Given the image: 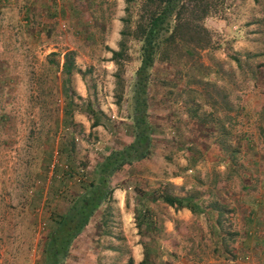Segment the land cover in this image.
<instances>
[{"label":"rangeland","instance_id":"374dc122","mask_svg":"<svg viewBox=\"0 0 264 264\" xmlns=\"http://www.w3.org/2000/svg\"><path fill=\"white\" fill-rule=\"evenodd\" d=\"M46 1L42 21L30 0L24 13L20 0H0V264H47L54 216L132 140L142 0ZM222 2L188 43L191 56L176 49L151 68L153 151L115 172L111 200L62 264H223L235 255L241 185L264 172V0ZM165 195L192 196L202 210L184 219Z\"/></svg>","mask_w":264,"mask_h":264},{"label":"trees","instance_id":"16d2710c","mask_svg":"<svg viewBox=\"0 0 264 264\" xmlns=\"http://www.w3.org/2000/svg\"><path fill=\"white\" fill-rule=\"evenodd\" d=\"M222 1L142 0L140 20L134 32V36L138 38L135 39L140 43L139 65L132 81L126 115L130 121L132 140L120 148L111 149L97 163L93 178L82 186L69 209L54 216L53 227L44 245L47 264H62L72 242L86 227L90 217L103 202L111 200L114 188L110 182L115 172L125 165L149 157L152 153L154 129L148 109L151 99L148 94L150 70L158 61H168L171 52L176 49L182 48L185 55L191 56L192 49L188 43L197 40L196 36H201L207 31L203 24V19L208 14L207 10L211 4L219 5L220 2L223 3ZM113 53L116 54V51ZM71 68L72 65L67 58L65 69L70 72ZM192 198V196L173 195L163 197L164 201L175 209L185 207L195 213L200 209V205ZM210 208L217 212L219 222L218 218L223 210L213 204ZM145 220L150 226L152 225L151 220L149 221L148 218ZM142 222L136 221L138 229ZM133 262V258L129 257L125 264H133ZM140 264H145V261L142 260Z\"/></svg>","mask_w":264,"mask_h":264},{"label":"crops","instance_id":"0c3cea01","mask_svg":"<svg viewBox=\"0 0 264 264\" xmlns=\"http://www.w3.org/2000/svg\"><path fill=\"white\" fill-rule=\"evenodd\" d=\"M23 4L19 5L22 13L26 12V0H20ZM30 10H40V18L45 21L48 17L46 11L51 2L41 0V5H34L38 0H30ZM50 6V5H49ZM24 11V12H23ZM87 22L88 20H84ZM72 22V21H69ZM77 22V20H76ZM45 25V24H43ZM78 89L81 90L79 81H76ZM82 94V91H79ZM260 179L253 185H241L243 191L239 195V203L237 208L241 211L237 212L238 220V237L233 249L234 256L224 261L223 264H264V172H260ZM244 178H248L244 176ZM252 197V201L249 199ZM120 202V199H119ZM180 216L187 219L191 216V211L187 208L178 210ZM136 260V259H135Z\"/></svg>","mask_w":264,"mask_h":264}]
</instances>
